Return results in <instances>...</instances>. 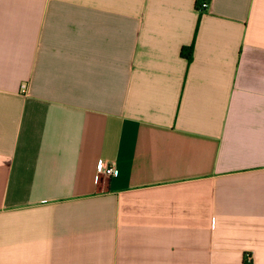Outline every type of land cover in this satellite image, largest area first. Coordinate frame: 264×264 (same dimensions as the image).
<instances>
[{
    "label": "crops",
    "instance_id": "obj_1",
    "mask_svg": "<svg viewBox=\"0 0 264 264\" xmlns=\"http://www.w3.org/2000/svg\"><path fill=\"white\" fill-rule=\"evenodd\" d=\"M0 264H264V0H0Z\"/></svg>",
    "mask_w": 264,
    "mask_h": 264
},
{
    "label": "trees",
    "instance_id": "obj_2",
    "mask_svg": "<svg viewBox=\"0 0 264 264\" xmlns=\"http://www.w3.org/2000/svg\"><path fill=\"white\" fill-rule=\"evenodd\" d=\"M204 3H208V0H197V9L200 12H203L207 9V8H204ZM198 29H199V23L196 27L195 38L197 36ZM193 55H194V43L190 46L182 48L181 56L185 58L188 61V63H191L193 61Z\"/></svg>",
    "mask_w": 264,
    "mask_h": 264
},
{
    "label": "built area",
    "instance_id": "obj_3",
    "mask_svg": "<svg viewBox=\"0 0 264 264\" xmlns=\"http://www.w3.org/2000/svg\"><path fill=\"white\" fill-rule=\"evenodd\" d=\"M208 7V3H204V8ZM26 87H23V89H25ZM99 173H105L107 175L110 176H117L118 175V171L115 167H108L106 166L104 163H101L99 165V169H98Z\"/></svg>",
    "mask_w": 264,
    "mask_h": 264
}]
</instances>
